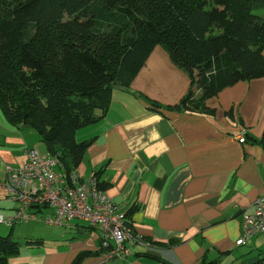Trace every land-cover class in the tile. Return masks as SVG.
Listing matches in <instances>:
<instances>
[{
	"label": "crops",
	"instance_id": "0c3cea01",
	"mask_svg": "<svg viewBox=\"0 0 264 264\" xmlns=\"http://www.w3.org/2000/svg\"><path fill=\"white\" fill-rule=\"evenodd\" d=\"M255 13L264 18V9ZM189 88L156 46L130 86L112 90L105 116L74 135L88 143L75 172L82 181L95 176L140 239L126 244L128 255L107 260L98 231L84 222L41 227L33 218L0 230L20 242L6 264H264V233L236 245L243 215L264 199V76L222 89L201 112L171 109ZM40 143L0 111L1 217L19 207L3 185L5 167L22 168L26 149L49 156Z\"/></svg>",
	"mask_w": 264,
	"mask_h": 264
},
{
	"label": "trees",
	"instance_id": "16d2710c",
	"mask_svg": "<svg viewBox=\"0 0 264 264\" xmlns=\"http://www.w3.org/2000/svg\"><path fill=\"white\" fill-rule=\"evenodd\" d=\"M260 9L264 0H0V111L75 171L88 147L76 131L105 116L154 47L190 80L174 110L201 112L222 89L263 77ZM19 250L0 236V264Z\"/></svg>",
	"mask_w": 264,
	"mask_h": 264
},
{
	"label": "built area",
	"instance_id": "2783aa9c",
	"mask_svg": "<svg viewBox=\"0 0 264 264\" xmlns=\"http://www.w3.org/2000/svg\"><path fill=\"white\" fill-rule=\"evenodd\" d=\"M245 135L237 136L240 144L246 142ZM24 155L22 168L5 167L3 185L19 207L11 217L0 216V224L13 226L36 218L46 227L68 228L72 222H84L98 231L107 260L128 255L126 244L139 243L125 215L117 211L95 177L82 181L75 171H65L58 156H41L34 148L26 149ZM263 233L264 199H259L253 213L243 215L236 245Z\"/></svg>",
	"mask_w": 264,
	"mask_h": 264
},
{
	"label": "rangeland",
	"instance_id": "374dc122",
	"mask_svg": "<svg viewBox=\"0 0 264 264\" xmlns=\"http://www.w3.org/2000/svg\"><path fill=\"white\" fill-rule=\"evenodd\" d=\"M194 91L196 92V94H198V92H197V89H196V86L194 85ZM39 146L41 147V148H44L43 150V152L44 153H47L46 152V146L43 144V143H40L39 144ZM81 224H83L82 222H80ZM43 224H41V227H43L42 226ZM24 226H27L26 224H24V225H16L15 227H14V229L15 230H19V228H22V227H24ZM29 226H32V223H29ZM5 228V226L4 225H0V230H2V229H4ZM25 229V228H24ZM5 236H7V235H5ZM18 243H20V242H18Z\"/></svg>",
	"mask_w": 264,
	"mask_h": 264
},
{
	"label": "water",
	"instance_id": "95a60500",
	"mask_svg": "<svg viewBox=\"0 0 264 264\" xmlns=\"http://www.w3.org/2000/svg\"><path fill=\"white\" fill-rule=\"evenodd\" d=\"M114 88H117V87H114ZM124 88L120 87V90H123Z\"/></svg>",
	"mask_w": 264,
	"mask_h": 264
}]
</instances>
